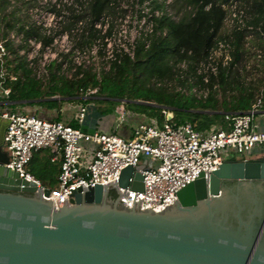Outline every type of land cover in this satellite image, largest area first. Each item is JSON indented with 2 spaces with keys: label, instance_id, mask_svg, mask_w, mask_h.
Listing matches in <instances>:
<instances>
[{
  "label": "trees",
  "instance_id": "1",
  "mask_svg": "<svg viewBox=\"0 0 264 264\" xmlns=\"http://www.w3.org/2000/svg\"><path fill=\"white\" fill-rule=\"evenodd\" d=\"M230 1L175 0L172 5L173 16L164 14L155 17V32L151 37L137 41L133 56L114 50L108 59L109 69H104L101 73L85 67V63L75 65L70 59L71 76L60 74L64 62L58 63L55 60L48 66L47 81L42 82L29 68L27 57L20 55L18 51V48L31 47L32 40L40 43L43 48L54 42V35L44 26L30 23L27 15L20 14L21 4H27L29 9L37 0H0V40L9 52L7 65L17 74L15 81L8 82L11 92L5 99L31 105L35 103L27 101L55 95L66 98L37 102L48 109L65 101L84 104L89 99L97 100L100 104L110 102L114 109L117 103L124 100L125 103L142 107L143 113L152 110L160 126L168 121L177 125L192 123L203 132L216 124L229 128L228 117L251 109L260 92L263 93L264 103V77L252 75L259 64L264 73V0H241L250 17L249 23L255 28L253 33H249L247 29L230 33L225 30L228 10L224 6ZM155 8H159V5H154ZM51 12L55 19L61 18L65 29L72 35L77 30V43L68 53L60 54L68 59L70 54L86 49L92 52L98 40H104L106 34L112 33L115 18L123 16L126 10L119 8L118 0H86V6L79 12L70 6L63 13L56 5H52ZM107 17L110 18V23L103 34L95 24ZM12 33L20 37V40L11 38ZM250 34L254 38L249 39ZM222 39L231 43L232 60L228 66L220 68L217 76L211 75L209 83H205L197 73V66L207 60L211 50ZM105 48H98V55L106 56ZM257 50L261 52L258 53ZM184 62L187 67L181 68L180 64ZM249 64L251 68H248ZM194 86L209 88L208 96L197 98L179 90V87L191 89ZM87 87L98 90L90 97H85L80 94V89ZM101 111L103 114L108 112L102 107ZM165 111L173 113L170 120ZM36 115L50 120H63L60 113L57 117ZM68 124L79 127L75 118ZM30 170L46 186L57 185L60 163H51L49 150L35 151ZM109 197L111 200L116 199L114 189L110 190Z\"/></svg>",
  "mask_w": 264,
  "mask_h": 264
},
{
  "label": "water",
  "instance_id": "2",
  "mask_svg": "<svg viewBox=\"0 0 264 264\" xmlns=\"http://www.w3.org/2000/svg\"><path fill=\"white\" fill-rule=\"evenodd\" d=\"M9 159L0 144V264H264V152L227 158L159 212L120 203L119 189L111 200L117 180L80 188L55 208ZM144 168L123 169L119 185L143 190Z\"/></svg>",
  "mask_w": 264,
  "mask_h": 264
},
{
  "label": "built area",
  "instance_id": "3",
  "mask_svg": "<svg viewBox=\"0 0 264 264\" xmlns=\"http://www.w3.org/2000/svg\"><path fill=\"white\" fill-rule=\"evenodd\" d=\"M175 0H132L133 27L130 32L135 33L134 37L126 41L129 32L130 16L126 12L122 18L123 24L118 29L119 35L125 41L122 44L114 43L115 27L112 33L106 34L104 40L100 39L94 46L91 53L98 54V48L106 47L105 53L109 58L114 50L126 52L134 55V48L139 39L151 37L155 32V17L164 14L173 16V3ZM120 3V0H118ZM154 5L159 8L154 9ZM120 6V5H119ZM227 10L225 18V30H245L253 33L255 28L249 23V15L241 0H231L224 6ZM55 17V16H54ZM110 18L107 17L95 26L105 34ZM260 30V29H258ZM264 35V33H262ZM11 38L19 41V37L11 34ZM254 38L253 34L249 39ZM55 40V39H54ZM121 37L118 41H121ZM36 41H31V44ZM102 42V43H101ZM18 48L19 54L27 57L28 66L37 75L36 58L41 47ZM232 46L226 39L219 40L207 60L197 66V73L203 77L205 83H209L211 75L217 76L221 67H226L232 60ZM258 53L261 50H257ZM8 50L3 41L0 40V92L9 95L11 87L9 81H15L17 74L9 72L7 65ZM54 55L53 61L56 59ZM58 62V60H57ZM74 63V61H73ZM42 66H46L41 61ZM82 64L77 61V64ZM181 68H186V62L180 64ZM12 67V66H10ZM251 64L248 68H251ZM260 64L254 69L256 76H263L264 73ZM217 87V85L215 86ZM185 94H193L197 98H206L210 92L209 88L200 89L194 86L191 89L179 87ZM97 88H81L80 94L90 97ZM263 93L248 111L237 114L229 119V129H212L208 132L198 130L192 123L173 124L168 121L160 126L156 119L143 121L136 124L132 129L131 137H124L117 133L103 131L87 132L80 127L72 125L62 120H50L40 116L21 112H1L0 118L8 120L6 131V145L9 151V162L6 167L17 172L19 177L29 183L35 184L42 189L43 197L47 200L55 201V208L64 205V199L71 205L73 194L80 188H88L97 184L109 183L117 180L116 184H111L110 190L114 189L118 198L120 192L127 195L120 198V203L133 206L135 200L141 201V210L151 207L156 212L161 208H166V203L177 202L178 193L181 189L193 183L204 174L206 178L217 170L220 165L233 155L245 157L258 146L264 145V131L258 130L255 125L256 115L264 109L262 100ZM121 121L125 120L127 107L124 102L116 107ZM167 119L173 117L171 111H165ZM86 113L85 105L79 107L77 119L82 122ZM169 115H172L169 118ZM47 149L50 152L51 163H60L58 183L50 188L43 184L30 170V163L35 151ZM147 160L141 162V157ZM144 164L145 168L139 170L143 175V190L119 185L123 169ZM134 181L131 177L130 183ZM45 189H49V195H45ZM119 189V190H118ZM59 202V206H58Z\"/></svg>",
  "mask_w": 264,
  "mask_h": 264
},
{
  "label": "rangeland",
  "instance_id": "4",
  "mask_svg": "<svg viewBox=\"0 0 264 264\" xmlns=\"http://www.w3.org/2000/svg\"><path fill=\"white\" fill-rule=\"evenodd\" d=\"M22 6V11L20 14H22L23 16H28V21H30V23H37L40 24L42 26H44L48 32H51V34L54 35L55 40L53 42V44L50 45V48H45L43 51L40 50V53H38L36 61L38 64L36 72L39 71L40 73V78L42 82H46L48 77H49V64L53 61L54 59V55H56V61L58 60L59 62H64L61 72L60 74H64V75H68L71 76L72 75V71H69V67H70V62L69 60L71 59L72 61H74V63L77 64L78 62L81 63H85L86 66L85 67H90L93 71L99 72L101 73L104 69H109L108 67V57L106 56H100L96 53H91L89 50H85V51H80V52H76L75 54H70L68 59L63 58L60 56V54H65L68 53L72 47L77 43V30L73 31V35L68 32L65 29L64 23H62L61 18L55 19L54 17V13L51 12V7L52 5H56L57 9H61L63 11V13L65 11H67V7H74L76 9L77 12L81 11L85 6H86V0H79V2L77 0H37V2H34V4H31L33 6H31L29 9H27V4L24 7L23 4H21ZM119 8L121 9H127V14L128 16H130V22L128 23L129 27V32L127 33V43L128 40L133 38L135 33L130 32V29L133 27L134 23L133 20V13H132V0H120L119 3ZM30 6V5H29ZM114 24H115V35L114 38L112 40V45L116 42L118 44H122L124 43L125 39L119 35V28L121 27V25L123 24V20L122 18L118 17L115 18L114 20ZM121 37V41H118V39ZM20 39V37H19ZM102 43V42H101ZM31 47H39V45L37 44V42H33L31 44ZM101 47V44L100 46ZM42 62L46 63V66H42L41 64ZM12 69V68H11ZM11 69H9V72L11 71ZM254 77L256 76L254 73L252 74ZM98 90V89H97ZM230 94V93H229ZM121 102H124L121 101ZM81 104V103H79ZM83 104V103H82ZM127 106V111L129 113V115L135 114V115H143L145 117H147V120H153L156 119V116L154 113H152V110H148L146 113L142 112V107H139L138 105L134 104V103H125ZM131 104V105H130ZM85 107H86V112L87 115H89L90 113H93L96 115V117H100L103 113L101 111V108H106L108 110V112L105 115H112L114 114V112L116 111V107L117 105H120V103H117L113 108V104L110 102H106L105 104H100L97 100L94 99H89L88 101H86L84 103ZM147 159L142 156L141 157V162L146 161ZM50 187H52L53 185H49Z\"/></svg>",
  "mask_w": 264,
  "mask_h": 264
},
{
  "label": "crops",
  "instance_id": "5",
  "mask_svg": "<svg viewBox=\"0 0 264 264\" xmlns=\"http://www.w3.org/2000/svg\"><path fill=\"white\" fill-rule=\"evenodd\" d=\"M8 95H4L0 92V111L1 112H26L28 114H40L47 117H57L59 113L62 115V121L69 123L72 119H77V115L79 112V107L82 104H79L77 102H63L59 103V105L55 108L48 109L44 105H39L37 102L39 100H52L51 97H45L44 99H36L38 101H29L33 102L35 104L31 105H22L23 102H11L5 99V97ZM58 97H62L60 95H55ZM54 97V96H52ZM57 100H65V99H57ZM26 103V102H25ZM101 108V107H100ZM128 110V109H127ZM168 115V114H167ZM147 117L143 115H129L127 111V115L125 120L121 121L119 118V115L117 113V110L112 115H105L102 114L100 117H96L95 114L90 113L87 115V112L85 113L84 120L82 122H79V127L87 132H94V131H103V132H112L117 133L119 135H122L124 137H131L132 135V129L133 127L138 124L139 122L143 121H150L146 119ZM230 124V123H229ZM255 125L258 130L264 131V109L261 110L256 115L255 119ZM230 127V125H228ZM8 127V120L5 118H0V144L4 146V149L8 151L7 145H6V131ZM229 129L226 127H223L222 124H216L212 126L209 130L206 132L212 130V129ZM203 132V131H202ZM264 152V145L258 146L253 151L248 153V155L245 156V158H255L260 153ZM9 153V151H8Z\"/></svg>",
  "mask_w": 264,
  "mask_h": 264
}]
</instances>
